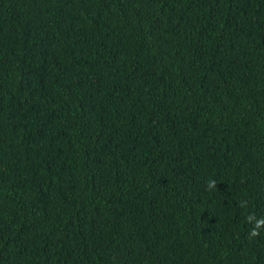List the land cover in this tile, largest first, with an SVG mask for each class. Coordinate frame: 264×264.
<instances>
[{
  "label": "trees",
  "instance_id": "1",
  "mask_svg": "<svg viewBox=\"0 0 264 264\" xmlns=\"http://www.w3.org/2000/svg\"><path fill=\"white\" fill-rule=\"evenodd\" d=\"M0 264H264V0H0Z\"/></svg>",
  "mask_w": 264,
  "mask_h": 264
}]
</instances>
